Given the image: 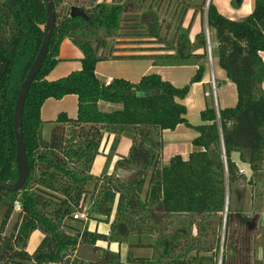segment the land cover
Instances as JSON below:
<instances>
[{
	"label": "trees",
	"instance_id": "trees-1",
	"mask_svg": "<svg viewBox=\"0 0 264 264\" xmlns=\"http://www.w3.org/2000/svg\"><path fill=\"white\" fill-rule=\"evenodd\" d=\"M242 1L236 2L240 5ZM53 4L56 25L49 50L23 109L22 129L30 173L21 190L0 188V207L6 208L0 221V264H123L119 253L98 244L99 240H108L107 234L92 231L88 222L73 218V213L87 202V220L103 217L110 221L115 212L116 235L148 233L155 238L151 257L131 256L133 264H219L216 255L219 256L221 236L214 235L215 223L220 221V228L224 225L227 197L230 202L222 264H253L252 241L257 231L264 237V222L259 225L261 216L254 211L262 196L259 182H264V0H255L252 12L241 21L221 14L213 0L208 8L198 2L196 10L202 18L206 13L213 58L235 83L238 101L219 111L214 103L207 105L201 113L203 122L193 126L198 135L192 141V152L186 158L177 154L167 162L162 161L161 133L181 123L189 126L188 109L181 100L189 94L192 83L203 79L209 62L204 31L197 35L203 49L200 53L192 51L190 27L180 23L174 31L172 47L164 46L166 53L153 55L156 65H197L189 84L178 87L158 73L144 75L137 83L122 77L105 83L96 75V65L108 58L105 50L99 52L101 47L106 48V42L80 40L74 35L90 27H118L121 15L130 11L128 4L99 2L91 9L82 7L87 18L71 17L73 5L65 0H53ZM46 12L45 0L0 2L3 182L17 179L14 107L42 46ZM65 37L83 52L82 68L64 78L49 80L46 75L59 62V48ZM183 41L190 48L186 52L176 49L177 43ZM68 94L79 97L78 115L72 118L67 112L60 113L51 138L45 141L40 109L48 98L62 99ZM102 101L120 107L100 110ZM128 130L133 133L130 151L119 155L116 151L121 134ZM111 136L106 152L102 146ZM234 152L242 162L249 163V177L240 172ZM100 154L105 155L107 167L101 176H94L92 165ZM122 170L126 172L120 174ZM90 182L94 184L92 188ZM240 183L243 189L237 186ZM249 184L250 209L245 203ZM16 201L22 207L19 219L12 233L3 238ZM261 212L263 215L264 210ZM69 220L85 223L84 229L73 232ZM35 230L44 236L31 254L28 239ZM81 245L91 247V256L85 260L75 256Z\"/></svg>",
	"mask_w": 264,
	"mask_h": 264
},
{
	"label": "crops",
	"instance_id": "crops-1",
	"mask_svg": "<svg viewBox=\"0 0 264 264\" xmlns=\"http://www.w3.org/2000/svg\"><path fill=\"white\" fill-rule=\"evenodd\" d=\"M1 1L4 0H0V2ZM254 1L255 0H244L239 7H225L221 4H216V7L218 8L219 12L225 17L227 16L228 18L241 21L244 20V18L252 12L254 8ZM197 5L198 2L184 4V9L179 16L178 24L182 23L184 28L191 27L188 37L190 42L194 43L192 44V51L195 53H200L203 51V49L198 45L197 35L204 31V27L206 28L205 30H208V28L207 21L205 22V18H202L201 14L196 10ZM222 6L226 10L224 11L225 13L221 10ZM118 46H116V48ZM102 50L106 49H103V47H101L99 52H101ZM173 52L171 51V53ZM160 53H166V51H162ZM138 54L139 53H137V51L134 54L125 50H123L122 52L115 51L112 53V55H108L107 59L100 60V62L97 63L96 75L105 83H109L113 79L119 77H126L128 80L137 83V81H139L144 75L158 73L165 80L170 81L173 85L175 84L178 87H182L187 84V82L192 80V77L196 74L195 72L198 68V66L194 64L183 66L156 65L154 64V60L152 59L149 60L138 58ZM155 54H159V52L154 53L153 51H144L141 53V55H150L152 56V58ZM118 55L137 56H132V58L134 59H130L129 57H125L126 59H122L123 57H114ZM261 55L264 61V51L261 52ZM82 57L83 52L75 45L73 40H71L69 37H65L59 48L58 58L60 60L56 64V66L46 75V77L49 80H58L64 78L66 75L73 71L81 70ZM204 73L205 74L203 76V79L201 81L192 83L189 94L185 99L181 100V102L186 106V109H188L186 118L188 120L189 126L185 123H181L177 125L174 130L166 129L161 133L164 143L162 155L163 162H167L171 157L176 156L177 154L181 155L183 158H186L192 152V141L198 135V131L193 126L199 125L203 122L201 113L203 110H205L207 105L212 104V96H207V93L212 92L210 91L212 90V75H214L215 90H217L218 94L217 102L214 101L215 108L219 111L220 109L234 106L238 101V90H236V85L230 78L227 77V73L220 67L217 58H213L212 61L209 59ZM78 102L79 97L76 94H68L62 99L51 97L44 102L40 109V113L41 119L43 121L41 129L42 137L45 141H48L51 138L55 120L60 113L67 112L70 117H77ZM102 104L107 105V107L113 106V104L109 102L102 101L99 102L100 110H105L103 108L101 109ZM113 109L105 111H111ZM112 139L113 136H111L108 143H103L104 147L102 146V148H105L106 152H108L110 149L109 146ZM131 144L132 140L128 137V151L117 153L119 155H127L130 151ZM232 156L233 159L238 162L240 168H243V170L245 171V175L249 177V175L251 174L249 163L242 162L237 152H234ZM102 158L105 161V155H102ZM116 160V157L112 160L109 170L110 173L114 170V163L116 162ZM123 172L126 171L122 170V172L120 171L119 173L124 174ZM92 173L94 174V171H92Z\"/></svg>",
	"mask_w": 264,
	"mask_h": 264
},
{
	"label": "rangeland",
	"instance_id": "rangeland-1",
	"mask_svg": "<svg viewBox=\"0 0 264 264\" xmlns=\"http://www.w3.org/2000/svg\"><path fill=\"white\" fill-rule=\"evenodd\" d=\"M236 1L237 0H213V4L214 5L221 4L225 7L228 6L239 7L240 5H238ZM65 2L71 4V6L76 5L79 7H84L85 9H91L93 6L97 5L96 3L99 2H104L109 5H113L117 3H121L123 5L128 4L130 11L121 15L122 18L120 20V24L118 25V27L115 28H105L103 26L90 27L75 33L74 36H76V38L80 40H82V38H86L90 40L97 39L99 40V42H106V48H105L106 50L104 52L105 54L108 53L107 55H112V53L115 51L122 52L123 50H125L131 52L132 54H134L137 51V53H139L138 58L153 60L152 56L141 55V53L144 51H150V52L153 51L154 53H158V52L160 53L162 51L163 52L165 51L164 46H167L169 48L172 47L170 43L173 38V34L176 29V26L179 23V16L182 13V10L184 9V4H190L192 2L193 3L200 2V4L203 3L207 7L208 0H65ZM203 4H201V7L204 6ZM223 6L221 7V10L224 12L226 10L223 8ZM197 8L199 9V6H197ZM203 18H205V22H206L207 21L206 13L203 14ZM205 29L206 28L204 27V35L206 36ZM184 42L185 41H183V43L182 42L179 44L177 43L178 46H176V49L184 52L188 51V49L190 48L188 45H185ZM191 43L192 42H190V44ZM116 46H118L117 47L118 49L116 48ZM149 48H153V49H149ZM132 56H137V55L123 56L122 59H126L125 57L134 59L132 58ZM122 78L127 79L126 77H122ZM189 83L190 81L187 82V84ZM211 96H212L211 99L212 103H214L215 99L213 94ZM119 107L120 106L117 104H113V106H109V107H107V105L102 104L101 109L103 108L105 110H110L113 108L117 109ZM132 136L133 133L129 130L123 132L121 134V138L117 146L116 152H127L129 148L127 145L128 137L132 140ZM106 161H107L106 159L105 161L103 160L101 154L96 157L92 165L93 166L92 171H94V174L93 173L92 174L94 176H101L103 174V171L107 167ZM243 174H245V171L243 172ZM93 185L94 184L90 182L91 188L93 187ZM237 186L239 187V189L244 188L242 183L238 184ZM258 191L262 193V196L261 199L260 198L257 199V203L254 205V211L255 214L261 216V219L259 221V225H261L262 222H264V218H263L264 214L262 215L261 212L262 210H264V182L262 181L259 182ZM251 195H252L251 185L249 184L247 185V191L245 194V199H246L245 203L247 204L248 209H250L251 207V202H252ZM261 204L263 206H261ZM5 210L6 208L4 206L0 207V221L3 218ZM19 213L20 210L15 208L8 222V225L6 226L4 232L1 235L3 238H7L12 233V229L16 224L15 221L19 219ZM100 219L102 220H98V219L87 220L88 228L92 231H97L102 234H107L108 240L105 241L99 240L98 244L102 248L105 249L108 248L112 252L119 253L123 264H133L132 263L133 260L129 258L131 256L140 257V258L151 257L152 255L151 244L155 240V238L152 235L148 233H142L140 235L136 233L134 234L130 233L127 236L120 237L116 235L117 230L113 226V223L117 221V215L115 212L111 215L109 219L110 221H104L103 217H100ZM68 223H67L68 225L70 224L73 225L71 230L73 232H77V231H82L84 229L86 222L81 223L79 221L69 220ZM215 226L217 230L214 233V235L217 236L219 234L221 236L220 250L218 253L219 256L216 255V258L220 261L223 255L222 252H223V244L225 239V229L224 226L222 228L219 227L220 221L218 220L215 223ZM261 227L262 226H260L259 228ZM256 235L257 237H255V239L252 241V248L250 251V253L254 255L255 258L253 264H264V243H263L264 237L263 234L261 233L259 234V231H257ZM43 236L44 234L40 230L33 231V233L30 235L28 239L29 242H28L27 250L29 253L32 254L37 249ZM210 238H212V236H210ZM75 256L77 257L76 259L78 260H85L86 258H89L91 256V247L89 245L87 246L81 245L79 251L76 253Z\"/></svg>",
	"mask_w": 264,
	"mask_h": 264
},
{
	"label": "water",
	"instance_id": "water-1",
	"mask_svg": "<svg viewBox=\"0 0 264 264\" xmlns=\"http://www.w3.org/2000/svg\"><path fill=\"white\" fill-rule=\"evenodd\" d=\"M240 1V0H238ZM47 4V12H46V28H45V34L43 37V43L42 46L35 58V61L33 62L32 66L28 70V73L26 74V78L23 81L20 90L18 92V98L14 107V132L16 136V167L17 169V179L13 183L9 182H3L0 181V188H4L9 191H19L24 187V184L26 183V180L29 176L30 169L28 168V155L26 150V144L24 140V132L22 129V122H23V109L24 105L26 103L27 99V93L29 91V88L32 84V82L35 80L36 74L41 70L46 55L49 50L50 46V38L52 36L54 27L56 25V7L55 4H53V0H45ZM211 0H208L207 2V8L210 4ZM71 17H84L87 18V13L84 8L73 5L71 7L70 12ZM208 28V25H207ZM209 29V28H208ZM208 30H206L207 32ZM226 202V208H225V214H224V229L226 228L227 224V212L229 207L230 199L227 197ZM219 264H222V258L220 259Z\"/></svg>",
	"mask_w": 264,
	"mask_h": 264
},
{
	"label": "built area",
	"instance_id": "built-area-1",
	"mask_svg": "<svg viewBox=\"0 0 264 264\" xmlns=\"http://www.w3.org/2000/svg\"><path fill=\"white\" fill-rule=\"evenodd\" d=\"M206 36H207V53L209 54V59L212 61L213 59V54H212V46H211V36H210V31L208 29V31L206 32ZM110 83V82H109ZM212 92L207 93V96H210L213 94L215 102H217V90H215V80H214V75H212ZM241 173L244 172L243 169L240 170ZM15 208L18 210H21V205L19 204L18 201H16L14 203ZM89 203L87 202L86 205L83 207H81L80 209L76 210L73 213V218L74 219H78V220H82L87 222L88 219V208H89Z\"/></svg>",
	"mask_w": 264,
	"mask_h": 264
}]
</instances>
